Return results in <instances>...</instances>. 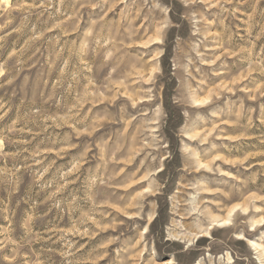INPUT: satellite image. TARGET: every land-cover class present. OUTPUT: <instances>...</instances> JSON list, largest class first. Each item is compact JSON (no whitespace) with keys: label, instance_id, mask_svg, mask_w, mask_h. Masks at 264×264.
<instances>
[{"label":"rangeland","instance_id":"obj_1","mask_svg":"<svg viewBox=\"0 0 264 264\" xmlns=\"http://www.w3.org/2000/svg\"><path fill=\"white\" fill-rule=\"evenodd\" d=\"M0 264H264V0H0Z\"/></svg>","mask_w":264,"mask_h":264},{"label":"bare ground","instance_id":"obj_2","mask_svg":"<svg viewBox=\"0 0 264 264\" xmlns=\"http://www.w3.org/2000/svg\"><path fill=\"white\" fill-rule=\"evenodd\" d=\"M200 103H201V102H200ZM201 104H203V103H201ZM226 224H227V222L224 221V222H222V224H220V226H225ZM250 246H251L254 250H256L257 248H259L258 245H256L255 243H250Z\"/></svg>","mask_w":264,"mask_h":264}]
</instances>
